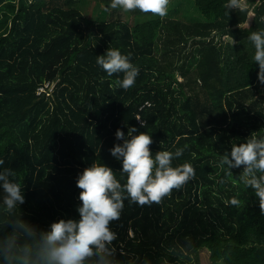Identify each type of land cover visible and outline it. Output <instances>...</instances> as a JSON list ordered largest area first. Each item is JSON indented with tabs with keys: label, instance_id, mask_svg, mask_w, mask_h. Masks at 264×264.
<instances>
[{
	"label": "trees",
	"instance_id": "obj_1",
	"mask_svg": "<svg viewBox=\"0 0 264 264\" xmlns=\"http://www.w3.org/2000/svg\"><path fill=\"white\" fill-rule=\"evenodd\" d=\"M184 1L170 0L164 17L127 12L128 22L106 20L120 11L101 8L109 0H0V159L17 172L24 219L46 228L78 218L76 177L93 162L120 179L108 150L122 143L117 129L137 127L153 153L183 148L172 164L195 175L159 203L125 201L110 224L115 264H200L202 250L212 264H264V201L239 170L218 166L233 143L264 135L248 40L264 29V0H186L198 15L189 23L170 17ZM108 48L139 68L128 90L96 64Z\"/></svg>",
	"mask_w": 264,
	"mask_h": 264
},
{
	"label": "clouds",
	"instance_id": "obj_2",
	"mask_svg": "<svg viewBox=\"0 0 264 264\" xmlns=\"http://www.w3.org/2000/svg\"><path fill=\"white\" fill-rule=\"evenodd\" d=\"M169 2L109 0L107 4L101 3V8L126 13L139 10L164 17ZM228 6L239 7V0H229ZM248 40L254 46L258 79L264 83V29L251 31ZM96 64L108 77L117 75L115 87L123 90L131 88L139 75L130 54H122L118 48H108L103 55L96 56ZM136 120L142 128L144 122L139 117ZM115 140L122 143H114L108 151L120 163V179L112 168L93 162L76 177L80 190L75 209L78 218H61L46 228L24 219L23 187L16 179V170L4 167L5 161L0 159V264H115L113 242L117 236L110 224L120 218L125 201L139 205L159 203L172 189L181 187L195 175L191 163L175 167L172 164L183 155V148L153 153L151 135L138 131L137 127H128L126 135L117 129ZM218 166L229 175L239 170L245 186L264 201V135L252 133L244 143H233ZM229 202L239 203L235 197Z\"/></svg>",
	"mask_w": 264,
	"mask_h": 264
},
{
	"label": "rangeland",
	"instance_id": "obj_3",
	"mask_svg": "<svg viewBox=\"0 0 264 264\" xmlns=\"http://www.w3.org/2000/svg\"><path fill=\"white\" fill-rule=\"evenodd\" d=\"M250 5V1H242L239 4V7H248ZM233 8V9H237ZM95 17V16H94ZM98 18V16L96 15ZM173 19H179L184 21L185 23H189L190 21H193L195 17L198 18V15L194 13V10L192 9L191 3L189 1H184L180 6L178 7H172L171 15ZM106 20H114V19H121L128 22H131L135 18L128 13L120 10L118 13H109L106 15ZM1 19V17H0ZM200 264H212L209 260V253L206 250H202L199 255ZM221 264V263H220Z\"/></svg>",
	"mask_w": 264,
	"mask_h": 264
},
{
	"label": "built area",
	"instance_id": "obj_4",
	"mask_svg": "<svg viewBox=\"0 0 264 264\" xmlns=\"http://www.w3.org/2000/svg\"><path fill=\"white\" fill-rule=\"evenodd\" d=\"M145 106H150V104H149V103H146L144 106L141 107V109H142L143 107H145ZM130 234L132 235V232H130Z\"/></svg>",
	"mask_w": 264,
	"mask_h": 264
}]
</instances>
